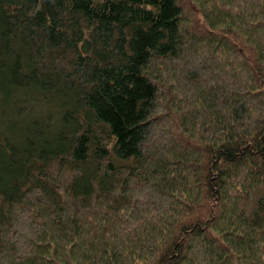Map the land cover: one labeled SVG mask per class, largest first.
<instances>
[{"label":"trees","instance_id":"1","mask_svg":"<svg viewBox=\"0 0 264 264\" xmlns=\"http://www.w3.org/2000/svg\"><path fill=\"white\" fill-rule=\"evenodd\" d=\"M0 264H264V0H0Z\"/></svg>","mask_w":264,"mask_h":264}]
</instances>
